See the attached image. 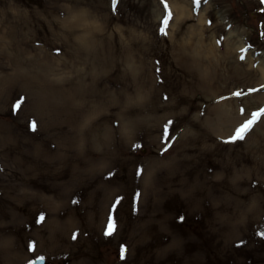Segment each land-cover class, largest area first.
Here are the masks:
<instances>
[{
  "label": "rangeland",
  "instance_id": "obj_1",
  "mask_svg": "<svg viewBox=\"0 0 264 264\" xmlns=\"http://www.w3.org/2000/svg\"><path fill=\"white\" fill-rule=\"evenodd\" d=\"M263 54L262 0H0V264H264Z\"/></svg>",
  "mask_w": 264,
  "mask_h": 264
},
{
  "label": "bare ground",
  "instance_id": "obj_2",
  "mask_svg": "<svg viewBox=\"0 0 264 264\" xmlns=\"http://www.w3.org/2000/svg\"><path fill=\"white\" fill-rule=\"evenodd\" d=\"M178 10H179V12H185V10L184 9H181V8H178ZM229 37H231V34H229V36H228V38ZM236 44H238V46L236 45ZM243 46V43H242V41H241V39H238L237 41H236V43L235 44H233L232 46H230L233 50H237V49H239V48H241ZM252 62V61H251ZM257 62H258V65H257V69L254 71V70H251L250 69V67L247 69V70H245L246 72H244V74L246 75V74H248V75H256V74H259L260 75V78H259V80L260 81H264V54H263V57L262 58H259L258 60H257ZM249 64H252V63H249ZM241 75H242V73H241Z\"/></svg>",
  "mask_w": 264,
  "mask_h": 264
},
{
  "label": "snow or ice",
  "instance_id": "obj_3",
  "mask_svg": "<svg viewBox=\"0 0 264 264\" xmlns=\"http://www.w3.org/2000/svg\"><path fill=\"white\" fill-rule=\"evenodd\" d=\"M262 2H264V0H262ZM163 31V30H162ZM237 95H239V93H237ZM255 119V115L253 117V120ZM253 120H249L242 128L238 129L236 134L232 137V140H238V139H242L243 138V133L249 128V126L253 123ZM171 123V122H169ZM134 147H137L139 148L140 145H135ZM111 231H112V224L110 223L109 224V231L106 232V235H109L111 234ZM123 251V249H122Z\"/></svg>",
  "mask_w": 264,
  "mask_h": 264
},
{
  "label": "water",
  "instance_id": "obj_4",
  "mask_svg": "<svg viewBox=\"0 0 264 264\" xmlns=\"http://www.w3.org/2000/svg\"><path fill=\"white\" fill-rule=\"evenodd\" d=\"M33 264H44V262L42 260H36Z\"/></svg>",
  "mask_w": 264,
  "mask_h": 264
}]
</instances>
